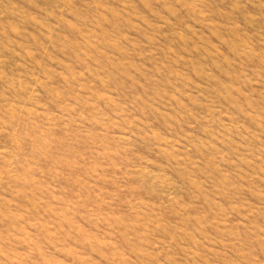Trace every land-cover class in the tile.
<instances>
[{
  "label": "rangeland",
  "instance_id": "1",
  "mask_svg": "<svg viewBox=\"0 0 264 264\" xmlns=\"http://www.w3.org/2000/svg\"><path fill=\"white\" fill-rule=\"evenodd\" d=\"M0 264H264V0H0Z\"/></svg>",
  "mask_w": 264,
  "mask_h": 264
}]
</instances>
